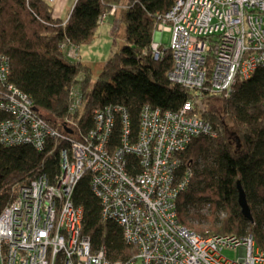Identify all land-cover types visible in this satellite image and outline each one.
Listing matches in <instances>:
<instances>
[{
  "label": "built area",
  "instance_id": "obj_1",
  "mask_svg": "<svg viewBox=\"0 0 264 264\" xmlns=\"http://www.w3.org/2000/svg\"><path fill=\"white\" fill-rule=\"evenodd\" d=\"M24 0L29 9V2ZM46 3L55 0H43ZM100 16L102 23L109 14ZM150 44L154 59L168 49L173 66L171 82L195 96L228 97L239 79L264 68V0H177L159 20ZM170 39L166 49L162 33ZM9 63L0 55V83L5 86ZM0 93V143L29 144L41 150L49 138L66 140L60 169L52 181L44 175L16 189L14 201L0 213V264H264V251L250 235L201 236L178 221L176 200L189 184L179 178L177 157L193 138L214 131L185 102L179 111L146 105L139 129L131 136L129 115L120 105L93 112L94 125L80 141L50 129L34 113L31 101L13 86ZM3 89V88H2ZM72 93L71 112L80 106ZM119 144L110 148L116 120ZM138 160L134 171L126 157ZM85 172L91 191L100 200L101 218L122 229L132 250L127 261H110L103 250L91 251L82 236V209L72 204V193ZM237 253V262L222 251Z\"/></svg>",
  "mask_w": 264,
  "mask_h": 264
},
{
  "label": "trees",
  "instance_id": "obj_2",
  "mask_svg": "<svg viewBox=\"0 0 264 264\" xmlns=\"http://www.w3.org/2000/svg\"><path fill=\"white\" fill-rule=\"evenodd\" d=\"M176 1L75 0L68 17L61 19L43 0H31L29 9L24 0H0V55L9 63L0 93L6 95V87L13 86L29 98L34 113L50 129L76 141L93 127V112L106 106L126 109L135 138L146 105L176 112L192 102L193 111L210 123L215 137L193 138L177 156V176L190 180L176 200L178 221L204 237L250 235L264 251V68L237 80L228 97L204 92L195 96L171 82L170 52L166 49L162 58L154 59L150 44L159 20ZM113 8L112 16L117 15L122 25L123 44L93 80L89 67L69 61V48L91 43L100 16ZM74 92L79 94L80 106L71 112ZM7 116L0 114V121ZM120 132L117 119L109 149L119 144ZM69 146L66 140L52 138L41 150L24 143H0V213L14 201L18 187L40 175L52 181L60 169V154ZM126 160L137 172L138 160L131 155ZM90 180L85 172L71 195L73 206L82 209L81 234L89 239L92 252L103 250L110 261H127L132 250L118 224L101 218L102 206ZM239 189L249 218L241 212ZM206 206L209 212L204 214ZM218 213H226L225 219L218 220Z\"/></svg>",
  "mask_w": 264,
  "mask_h": 264
},
{
  "label": "rangeland",
  "instance_id": "obj_3",
  "mask_svg": "<svg viewBox=\"0 0 264 264\" xmlns=\"http://www.w3.org/2000/svg\"><path fill=\"white\" fill-rule=\"evenodd\" d=\"M73 1L74 0H55L54 2L49 3V5L52 7L53 16L60 17L62 19L66 18L69 10L73 5ZM118 19L119 17L117 15L109 16L102 23H98L99 27L94 35L95 38L92 40V42L87 45L75 47L72 53L68 52L69 61L76 62L79 61L78 59L80 58V60H88L92 64L107 62L110 56L113 53L118 52L121 48V45L123 44V30L121 28L122 25H119L120 23ZM169 39L170 34L168 32L162 33L161 41L164 45L163 49L167 48ZM92 71H94L92 72V76L93 80H95L99 76L100 69L97 70V68L93 67ZM207 212H209L208 206L202 209V213L207 214ZM218 217V220L222 221L223 219H225L226 213H218ZM217 224L218 226H221V222ZM221 254L229 261L237 262L238 257L236 252L224 250Z\"/></svg>",
  "mask_w": 264,
  "mask_h": 264
},
{
  "label": "crops",
  "instance_id": "obj_4",
  "mask_svg": "<svg viewBox=\"0 0 264 264\" xmlns=\"http://www.w3.org/2000/svg\"><path fill=\"white\" fill-rule=\"evenodd\" d=\"M74 2H75V0L73 1V5H72V7L74 6ZM72 7H71V9H72ZM71 9L69 10V12H68V14L70 13V11H71ZM68 14H67V17H68ZM112 16V15H111ZM66 17V18H67ZM109 17V16H108ZM58 18H60V17H58ZM62 19V18H61ZM65 19V18H64ZM70 50H69V52L70 53H72V51L74 50V48H69ZM79 56V55H78ZM82 59V58H81ZM82 64H84V65H86L87 67H89L90 68V70L92 71V68L94 67V68H97V70H99V69H101V67L103 66V64L105 63V62H100L99 64H92V63H90V61H88V60H80V58L78 59ZM92 72H94V71H92Z\"/></svg>",
  "mask_w": 264,
  "mask_h": 264
},
{
  "label": "water",
  "instance_id": "obj_5",
  "mask_svg": "<svg viewBox=\"0 0 264 264\" xmlns=\"http://www.w3.org/2000/svg\"><path fill=\"white\" fill-rule=\"evenodd\" d=\"M238 200H239V206H240L241 212H243V214L249 218L250 211H248L247 204H246V201L244 200V195L241 189H239Z\"/></svg>",
  "mask_w": 264,
  "mask_h": 264
}]
</instances>
